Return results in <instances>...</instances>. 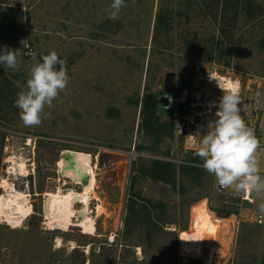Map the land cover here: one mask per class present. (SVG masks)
Returning <instances> with one entry per match:
<instances>
[{
	"label": "rangeland",
	"instance_id": "374dc122",
	"mask_svg": "<svg viewBox=\"0 0 264 264\" xmlns=\"http://www.w3.org/2000/svg\"><path fill=\"white\" fill-rule=\"evenodd\" d=\"M111 3L0 0V11L9 13L0 19V50L21 49L15 69L0 65V182H12L9 158L25 161L29 175L13 183L30 194L34 211L20 229L0 222V264H205L208 237L200 255L180 249L199 202L222 227L211 264H264L260 201L251 195L242 200L232 188L219 193L192 137L208 131L210 122L201 115L209 100L216 104L210 117L217 118L224 93L216 89L215 78L237 82L240 114L261 143L264 175V0H125L115 20L107 11ZM22 40L30 47L23 48ZM27 50L36 51L38 59L56 51L66 59L69 75L65 92L45 107L51 115L33 127L23 124L15 106L16 81L26 85L32 67ZM169 72L175 75L172 113L155 114L157 127L171 123L173 132L157 139L155 131L144 128L140 138L147 116L144 98L162 89ZM63 150L91 156L95 236L78 228L61 232L43 226L46 191L81 189L59 176ZM153 160L173 166L170 182L148 177ZM188 166L199 171L181 172ZM131 190L152 203L139 202L129 211Z\"/></svg>",
	"mask_w": 264,
	"mask_h": 264
},
{
	"label": "clouds",
	"instance_id": "9594fccd",
	"mask_svg": "<svg viewBox=\"0 0 264 264\" xmlns=\"http://www.w3.org/2000/svg\"><path fill=\"white\" fill-rule=\"evenodd\" d=\"M125 0H112L107 10L109 19H117ZM24 47H30L21 41ZM32 61L30 76L26 85L16 81L15 106L20 110V119L26 127L39 126L51 115L45 107L51 108L53 101L65 92L69 75L66 59H61L54 50L37 58L36 51L24 53ZM21 49L4 46L0 50V65L4 69H15ZM57 65L59 67L57 68ZM211 78V77H210ZM223 90L216 119L208 124V131L202 137L192 136L198 141L196 155L203 161L202 168L212 174L222 188H232L237 195L247 193L260 201L258 211L264 214V175L260 173V140L255 129L250 127L240 114L243 111L239 85Z\"/></svg>",
	"mask_w": 264,
	"mask_h": 264
},
{
	"label": "bare ground",
	"instance_id": "6f19581e",
	"mask_svg": "<svg viewBox=\"0 0 264 264\" xmlns=\"http://www.w3.org/2000/svg\"><path fill=\"white\" fill-rule=\"evenodd\" d=\"M216 89L228 90L235 87L238 83L233 82L225 77L215 78ZM214 81V80H213ZM230 85L232 87H230ZM223 91V90H222ZM205 112L201 115L206 116L208 122H212L210 117L213 114V109L216 104L214 100H209L205 105ZM72 157L75 162V166L84 174H88L89 183L86 186H82L75 174L70 170H66L63 175H60L61 168L63 167V160L61 158V165L59 169V176L61 179L74 180L69 183L76 184L81 187L80 191L62 190L60 187L54 191H46L44 193V223L43 226L48 231H61L69 232L71 228H78L83 235L95 236V218L91 216L90 205L96 198V176L92 165L91 156L89 154L71 151ZM11 166L8 169V173L13 176L12 182L10 180L2 179L0 182V188L2 194H0V222L6 224L11 229L22 228L25 220H27L33 213V207L30 201V194L27 192L19 191L15 188L13 181L17 176L27 177L29 172L25 161L16 160L12 157ZM249 199V198H248ZM81 204V209H76V204ZM99 209V206L97 207ZM80 215V216H79ZM71 250H74L76 245L71 242ZM63 246L61 238L55 239V247L60 249ZM90 247L85 248V252L88 254Z\"/></svg>",
	"mask_w": 264,
	"mask_h": 264
},
{
	"label": "crops",
	"instance_id": "0c3cea01",
	"mask_svg": "<svg viewBox=\"0 0 264 264\" xmlns=\"http://www.w3.org/2000/svg\"><path fill=\"white\" fill-rule=\"evenodd\" d=\"M209 212L203 202L193 205L190 228L183 231L180 240L182 252L200 255L203 243L208 237L210 242L205 264H211L213 258L218 254L219 249L217 248L216 239L219 237V230L222 228L217 225L218 220L210 219ZM206 232L207 235H205Z\"/></svg>",
	"mask_w": 264,
	"mask_h": 264
},
{
	"label": "water",
	"instance_id": "95a60500",
	"mask_svg": "<svg viewBox=\"0 0 264 264\" xmlns=\"http://www.w3.org/2000/svg\"><path fill=\"white\" fill-rule=\"evenodd\" d=\"M9 18V13L6 11H0V19L6 20ZM59 65H57V68ZM175 75L172 72L166 73L162 83V89L159 91H155L151 94H147L144 98L143 107L145 109H154L156 114L159 115H169L172 113V100L171 96L173 94V84H174ZM182 100H178L175 102H179ZM140 132L139 137L143 136V124H140ZM60 157L63 160V167L61 168L60 175H63L66 170H70L75 172L79 183L82 186H86L89 183L88 174H84L80 172V170L75 166L74 159L70 150H63L60 154ZM74 181L72 179L69 182ZM80 216V215H79Z\"/></svg>",
	"mask_w": 264,
	"mask_h": 264
},
{
	"label": "trees",
	"instance_id": "16d2710c",
	"mask_svg": "<svg viewBox=\"0 0 264 264\" xmlns=\"http://www.w3.org/2000/svg\"><path fill=\"white\" fill-rule=\"evenodd\" d=\"M2 3V2H1ZM143 109L145 110L147 116L144 119V122H141L143 124V129L145 128L146 131H150V132H154L156 133V135L158 136L157 139H160V137H162V135L166 134V135H171V133L173 132V124L171 123H166L163 124L161 127H157V116H156V112L155 110L152 109L151 110H146L144 107ZM150 113H149V112ZM163 129V130H160ZM137 151L141 152L144 151V148L141 146H136ZM197 172L199 171L198 169L194 168V167H181V172ZM174 169L173 166L170 163H166L160 160H153L150 164V168L147 172V175L149 178H151L152 180L155 181H166V182H170L172 176L174 175ZM132 185V184H131ZM130 198L128 200V204H127V208L129 211H133L134 207L136 205H139L140 203L144 202H148V203H152V201L144 199L142 197H140L138 194L134 193L133 190H131L130 192ZM140 202V203H139ZM229 215V214H227ZM211 220H219L217 217L214 216H210Z\"/></svg>",
	"mask_w": 264,
	"mask_h": 264
},
{
	"label": "built area",
	"instance_id": "2783aa9c",
	"mask_svg": "<svg viewBox=\"0 0 264 264\" xmlns=\"http://www.w3.org/2000/svg\"><path fill=\"white\" fill-rule=\"evenodd\" d=\"M28 51H31V50H27L26 52H28ZM27 56V55H26ZM28 57V56H27ZM193 104H195V105H193L194 107H196V105H198V104H196V103H193ZM227 189L226 188H222L219 184L217 185V191L219 192V193H221V192H224V191H226ZM249 194H247V193H242V195H241V199L242 200H249L248 198H249ZM255 221H256V223L258 224V225H261L262 223H263V219H262V216L261 215H257L256 217H255Z\"/></svg>",
	"mask_w": 264,
	"mask_h": 264
},
{
	"label": "snow or ice",
	"instance_id": "6c2138e0",
	"mask_svg": "<svg viewBox=\"0 0 264 264\" xmlns=\"http://www.w3.org/2000/svg\"><path fill=\"white\" fill-rule=\"evenodd\" d=\"M230 87H232V86L230 85ZM232 88H234V87H232Z\"/></svg>",
	"mask_w": 264,
	"mask_h": 264
}]
</instances>
